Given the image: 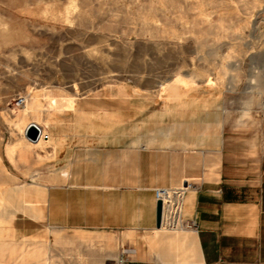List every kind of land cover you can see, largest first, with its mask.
<instances>
[{
  "label": "rangeland",
  "instance_id": "374dc122",
  "mask_svg": "<svg viewBox=\"0 0 264 264\" xmlns=\"http://www.w3.org/2000/svg\"><path fill=\"white\" fill-rule=\"evenodd\" d=\"M204 128L220 131L227 166L263 149L264 0H0V264L201 263L196 230L177 228L192 181L154 189L171 193L161 229L113 233L50 224L39 182L107 137L113 169L95 179L116 183L117 156L151 130L197 141ZM189 154L199 174L209 151ZM22 212L34 217L26 229H43L37 237L15 236Z\"/></svg>",
  "mask_w": 264,
  "mask_h": 264
},
{
  "label": "crops",
  "instance_id": "0c3cea01",
  "mask_svg": "<svg viewBox=\"0 0 264 264\" xmlns=\"http://www.w3.org/2000/svg\"><path fill=\"white\" fill-rule=\"evenodd\" d=\"M205 128L197 141L190 140L189 130L180 133L167 129L164 139L151 130L143 145L129 146L117 156L123 166L118 162L116 183L95 179L98 170L109 174L113 169L110 161L116 156L110 153L107 137H102L101 145L76 150L59 169L48 168L41 173L39 183L48 186L44 200L48 222L98 233L115 232L110 229H161L172 212L163 208L161 226L157 227L154 189L192 181L195 192L185 193V207L190 214L185 219L195 225L181 229L196 230L203 260L198 264H264V146L260 152H249V162L227 166L220 131L212 136ZM205 149L209 161H202L197 174L191 170L189 152ZM218 160L219 169L210 171L206 178V166ZM164 197L171 199V193ZM19 217L25 229H14L16 237L34 238L42 233L39 227L26 229L35 223L30 219L33 216L22 212ZM28 254L21 258L25 260Z\"/></svg>",
  "mask_w": 264,
  "mask_h": 264
},
{
  "label": "built area",
  "instance_id": "2783aa9c",
  "mask_svg": "<svg viewBox=\"0 0 264 264\" xmlns=\"http://www.w3.org/2000/svg\"><path fill=\"white\" fill-rule=\"evenodd\" d=\"M170 190L173 192V194L175 196H178L179 198H181L183 196V192H185L186 188L184 187H176V188H170ZM168 192H166V190L164 188H162L161 190L157 189L156 191V198H157V201L158 200H161L162 201V205L164 203V200H163V197L164 196H168ZM175 208H177V217L179 216L180 214V211H181V207L178 206V204L176 203L175 205ZM162 209H163V206H162ZM180 218V216H179ZM181 224L179 226H177V228H185V227H191V226H194L195 223L193 222L192 224L186 220L185 218L181 220L180 222Z\"/></svg>",
  "mask_w": 264,
  "mask_h": 264
},
{
  "label": "water",
  "instance_id": "95a60500",
  "mask_svg": "<svg viewBox=\"0 0 264 264\" xmlns=\"http://www.w3.org/2000/svg\"><path fill=\"white\" fill-rule=\"evenodd\" d=\"M40 134L39 128L35 125H31L27 130V135L36 140L38 139ZM161 219H162V201H157V227L161 226Z\"/></svg>",
  "mask_w": 264,
  "mask_h": 264
},
{
  "label": "bare ground",
  "instance_id": "6f19581e",
  "mask_svg": "<svg viewBox=\"0 0 264 264\" xmlns=\"http://www.w3.org/2000/svg\"><path fill=\"white\" fill-rule=\"evenodd\" d=\"M32 139V138H31ZM32 140H34V139H32ZM161 190V189H160Z\"/></svg>",
  "mask_w": 264,
  "mask_h": 264
}]
</instances>
